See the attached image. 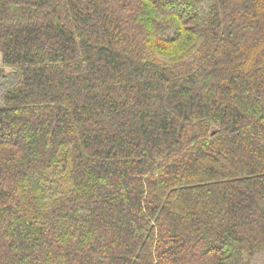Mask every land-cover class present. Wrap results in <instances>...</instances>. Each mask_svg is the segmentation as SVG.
<instances>
[{"label":"trees","instance_id":"trees-1","mask_svg":"<svg viewBox=\"0 0 264 264\" xmlns=\"http://www.w3.org/2000/svg\"><path fill=\"white\" fill-rule=\"evenodd\" d=\"M0 264H264V0H0Z\"/></svg>","mask_w":264,"mask_h":264},{"label":"rangeland","instance_id":"rangeland-1","mask_svg":"<svg viewBox=\"0 0 264 264\" xmlns=\"http://www.w3.org/2000/svg\"><path fill=\"white\" fill-rule=\"evenodd\" d=\"M11 71V68L8 66H5L2 61V53L0 51V74H5Z\"/></svg>","mask_w":264,"mask_h":264}]
</instances>
